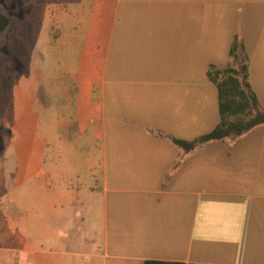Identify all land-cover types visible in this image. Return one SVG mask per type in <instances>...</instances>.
Instances as JSON below:
<instances>
[{"label":"crops","instance_id":"obj_1","mask_svg":"<svg viewBox=\"0 0 264 264\" xmlns=\"http://www.w3.org/2000/svg\"><path fill=\"white\" fill-rule=\"evenodd\" d=\"M69 1L56 81L10 88L0 264H264V126L174 142L220 123L235 39L264 110V0H77L72 27Z\"/></svg>","mask_w":264,"mask_h":264},{"label":"rangeland","instance_id":"obj_2","mask_svg":"<svg viewBox=\"0 0 264 264\" xmlns=\"http://www.w3.org/2000/svg\"><path fill=\"white\" fill-rule=\"evenodd\" d=\"M33 11L26 16L23 13L27 0H0V10L12 18L11 24L0 34V89H4V77L24 75L40 83L42 76L56 81L57 62L63 64V46L55 42L51 28L57 30L60 19L58 0H33ZM77 0H70L65 22L72 27L81 14ZM77 6V7H76ZM64 17V16H63ZM63 52V53H61ZM240 61L235 64L239 67ZM36 109L40 111L39 100ZM14 104L9 95L0 99V177H7L10 151V131L19 127V119L14 116ZM17 125V126H16ZM4 163V165H3ZM3 187H0L1 209H7L3 199ZM2 234V232H1Z\"/></svg>","mask_w":264,"mask_h":264},{"label":"trees","instance_id":"obj_3","mask_svg":"<svg viewBox=\"0 0 264 264\" xmlns=\"http://www.w3.org/2000/svg\"><path fill=\"white\" fill-rule=\"evenodd\" d=\"M33 0H27L23 13L29 15L33 9ZM12 18L0 10V34L11 24ZM230 65L224 69L211 68L208 75L218 90V106L220 123L210 133L191 142L175 140L174 142L185 152L224 139H236L254 128L264 126V110L248 82L247 55L237 39L230 49ZM240 61L239 67H235ZM12 86V77H4V89H0V99L8 96ZM144 264H186L181 262H163L148 260Z\"/></svg>","mask_w":264,"mask_h":264}]
</instances>
